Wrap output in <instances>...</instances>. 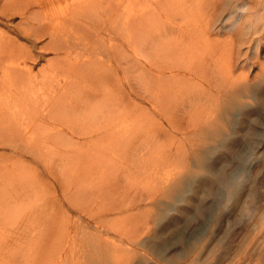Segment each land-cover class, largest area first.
<instances>
[{"label":"rangeland","instance_id":"374dc122","mask_svg":"<svg viewBox=\"0 0 264 264\" xmlns=\"http://www.w3.org/2000/svg\"><path fill=\"white\" fill-rule=\"evenodd\" d=\"M33 1L38 3L29 6L31 14L43 6L53 16L49 24L53 31L74 27L73 20L78 25L92 23L84 13L81 19L75 17L74 12L84 7L95 9L92 16L100 21L109 4L129 2ZM18 15L6 21L16 26ZM90 31L79 27L81 36ZM13 34L17 36V31ZM257 39L262 44L260 55L253 58L251 70L243 71L250 82L249 94L227 106L221 116L224 124L207 132L203 145L168 142V136L148 125L140 111H133L127 127H117L118 141L98 146L100 156L95 161L69 145L59 144L60 148L53 146L41 154L36 148L15 151L0 145V184L9 186L13 181L18 186L12 192L15 198L0 194V264H13L11 260L17 264H264L263 29L255 36L256 43ZM241 48L246 52V45ZM43 55L37 69L53 58L54 51ZM71 152L75 154L70 156ZM223 172L230 175L229 185L219 180ZM28 183L30 189L23 188ZM92 192L97 203L90 215L81 211L79 203L89 204ZM109 196L126 205L109 210ZM5 206L10 212L3 211ZM41 238L48 241L44 244ZM73 244L79 245L77 255L55 252ZM100 248L103 255L97 253ZM30 254L32 261H27Z\"/></svg>","mask_w":264,"mask_h":264},{"label":"bare ground","instance_id":"6f19581e","mask_svg":"<svg viewBox=\"0 0 264 264\" xmlns=\"http://www.w3.org/2000/svg\"><path fill=\"white\" fill-rule=\"evenodd\" d=\"M36 2L0 0V145L15 151L36 148L39 154L69 145L94 160L100 156L98 146L118 141L117 127H127L133 111H140L148 125L168 136L167 141L199 146L206 143L207 132L224 124L221 116L227 106L249 94L243 71L251 70L253 58L260 55L261 40L256 43L255 36L264 31V0H129L126 5L117 1L108 5L103 20L92 16L95 9L80 7L75 17L81 19L84 13L92 23L79 26L73 20L74 27L54 31L49 27L53 16L43 6L31 14L29 6ZM18 14L19 23L12 25L9 21ZM79 27L91 31L81 36ZM108 41H113L109 47H100ZM49 49L53 58L37 69L43 51ZM218 176L230 184L229 174ZM15 185L0 184L1 197L13 194ZM94 194L91 205L79 203L83 213L95 214ZM109 198V210L124 208L123 201L116 204ZM68 251L79 254V245L61 246L55 252L60 256ZM97 253L105 251L100 248Z\"/></svg>","mask_w":264,"mask_h":264}]
</instances>
